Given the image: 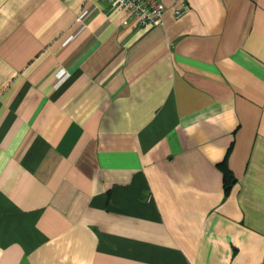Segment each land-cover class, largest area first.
Instances as JSON below:
<instances>
[{
	"label": "crops",
	"instance_id": "crops-1",
	"mask_svg": "<svg viewBox=\"0 0 264 264\" xmlns=\"http://www.w3.org/2000/svg\"><path fill=\"white\" fill-rule=\"evenodd\" d=\"M183 2L0 0V264H264V0Z\"/></svg>",
	"mask_w": 264,
	"mask_h": 264
},
{
	"label": "built area",
	"instance_id": "built-area-1",
	"mask_svg": "<svg viewBox=\"0 0 264 264\" xmlns=\"http://www.w3.org/2000/svg\"><path fill=\"white\" fill-rule=\"evenodd\" d=\"M114 9L125 11L135 29L153 28L160 25L167 10L164 0H107ZM176 19L183 17L188 8L183 0H169ZM82 13L81 18L85 16Z\"/></svg>",
	"mask_w": 264,
	"mask_h": 264
},
{
	"label": "trees",
	"instance_id": "trees-1",
	"mask_svg": "<svg viewBox=\"0 0 264 264\" xmlns=\"http://www.w3.org/2000/svg\"><path fill=\"white\" fill-rule=\"evenodd\" d=\"M220 170L223 173V181H224L225 193L229 194V192L231 191L232 187L236 183V178H235L234 174L232 173V171L229 169L228 164H227L226 161H224L220 165Z\"/></svg>",
	"mask_w": 264,
	"mask_h": 264
}]
</instances>
